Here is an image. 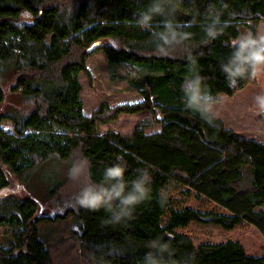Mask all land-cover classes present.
<instances>
[{
  "label": "trees",
  "instance_id": "16d2710c",
  "mask_svg": "<svg viewBox=\"0 0 264 264\" xmlns=\"http://www.w3.org/2000/svg\"><path fill=\"white\" fill-rule=\"evenodd\" d=\"M154 6L161 12L140 27ZM263 21L264 0H0V124L13 125V133L0 127V226L13 228L0 264H54L38 225L69 215L72 236L98 263L144 264L150 245L162 242L171 264H264V253H255L264 252V212L256 210L264 206V144L206 113L210 125L186 108L184 92L196 75L214 99L254 84L257 76L245 75L230 87L223 67L234 69L237 39L255 37L253 24ZM99 49L110 80L126 81L142 99L102 103L86 116L78 76H89L86 60ZM142 112L151 118L129 135L98 131ZM154 124L159 131L146 134ZM52 161L66 172L38 199L31 177ZM115 166L125 169L126 192L146 171L150 193L130 217L109 224L111 213L79 207L75 196L116 183L104 180ZM192 225L220 240L195 244Z\"/></svg>",
  "mask_w": 264,
  "mask_h": 264
},
{
  "label": "rangeland",
  "instance_id": "374dc122",
  "mask_svg": "<svg viewBox=\"0 0 264 264\" xmlns=\"http://www.w3.org/2000/svg\"><path fill=\"white\" fill-rule=\"evenodd\" d=\"M256 36L264 35V21L254 23ZM89 76L80 74L78 76L81 85L80 97L83 102V113L89 116L102 103L115 106L123 103L139 102L142 97L133 90L124 80L111 81L110 68L107 56L103 50H94L86 60ZM257 97H264V70L257 75L254 84L247 85L243 90L231 97L223 94L219 99H215L213 106L219 109L210 113L222 120L226 128L235 133L257 139L264 144V112L259 109ZM212 106V107H213ZM215 114V115H214ZM217 115V116H216ZM220 116V118L218 117ZM151 118L149 112H142L134 115H120L116 121L101 124L98 127L100 134L108 130L118 132L121 135H129L140 120ZM0 127L7 133H13V125L8 121H3ZM160 125L154 124L145 128L146 134L157 132ZM66 172L65 167L59 161H52L37 170L31 177L30 186L33 196L43 199L49 182L53 179H60V174ZM13 191V190H11ZM9 190L6 193L11 192ZM17 195H25L21 187L14 190ZM5 193V192H3ZM264 212V206L256 209ZM46 215H51L52 211L46 205L43 210ZM40 236L49 245L50 255L54 264H104L91 259L86 251L82 250L79 240L72 236L73 220L68 216L65 220H43L38 225ZM192 238L195 244L201 241L220 240L219 233L215 230L206 231V235L197 233L196 225L190 226ZM13 235V228L8 225L0 226V244L6 246V242ZM255 253H264L259 250Z\"/></svg>",
  "mask_w": 264,
  "mask_h": 264
},
{
  "label": "clouds",
  "instance_id": "9594fccd",
  "mask_svg": "<svg viewBox=\"0 0 264 264\" xmlns=\"http://www.w3.org/2000/svg\"><path fill=\"white\" fill-rule=\"evenodd\" d=\"M160 12L161 8L159 6L148 8L140 15L137 23L142 28L150 27L153 14ZM216 22H218V17ZM164 27L170 35H177L170 21L165 22ZM210 34L214 35L215 33L210 31ZM236 43L240 47L233 54L235 61L234 69L223 67V71L227 73L230 87L233 86V82L237 78H242L245 75L255 78L261 70H264V35L254 37L252 32L249 31L239 37ZM185 83H189V87L187 89L184 88L186 108L188 110H198L201 117L211 125L213 121L206 113L211 112L215 99L209 92L204 90L203 77L196 75ZM257 101L259 109L264 112V97H257ZM124 171L125 169L120 166L107 169L104 174L105 182L114 180L116 183L103 187L99 192L92 190L90 187H85L75 196V203L79 207L94 212L103 209L111 213L114 219L110 218L106 221L109 224H118L125 217H130L135 207L148 197L150 188L147 185L150 183L151 177L146 171L140 170L139 176L131 183L130 190L126 192L125 189L128 186L123 182ZM74 172L75 169L70 172V175ZM140 177H143V179ZM116 201H119V203L116 204ZM150 246L154 248V251H149L145 254L144 264H171L170 255H165L167 245L162 242H153Z\"/></svg>",
  "mask_w": 264,
  "mask_h": 264
},
{
  "label": "crops",
  "instance_id": "0c3cea01",
  "mask_svg": "<svg viewBox=\"0 0 264 264\" xmlns=\"http://www.w3.org/2000/svg\"><path fill=\"white\" fill-rule=\"evenodd\" d=\"M220 96H223V94H219L215 99H219V97ZM217 101V100H216ZM215 101V102H216ZM219 108L218 107H215V106H213L212 107V109H211V111H215V112H217L216 110H218ZM212 113V112H211ZM215 115V114H214ZM217 116V115H216ZM219 118H220V116H218ZM159 131V130H158ZM247 138H249V139H252V140H256V141H258V142H260L259 140H257V139H253V138H250V137H247ZM260 143H262V142H260Z\"/></svg>",
  "mask_w": 264,
  "mask_h": 264
},
{
  "label": "water",
  "instance_id": "95a60500",
  "mask_svg": "<svg viewBox=\"0 0 264 264\" xmlns=\"http://www.w3.org/2000/svg\"><path fill=\"white\" fill-rule=\"evenodd\" d=\"M93 48V47H92Z\"/></svg>",
  "mask_w": 264,
  "mask_h": 264
}]
</instances>
